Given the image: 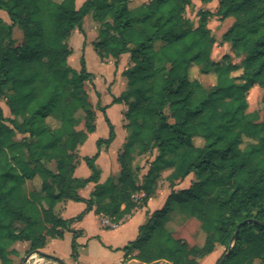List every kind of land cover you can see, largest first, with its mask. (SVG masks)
<instances>
[{
	"label": "trees",
	"instance_id": "obj_1",
	"mask_svg": "<svg viewBox=\"0 0 264 264\" xmlns=\"http://www.w3.org/2000/svg\"><path fill=\"white\" fill-rule=\"evenodd\" d=\"M75 2L0 0L11 23H0V96L4 86L10 90L9 119L0 108V264H13L15 243H28L29 254L44 249L49 239L62 240L70 224L92 209L119 223L146 206L161 180L168 186L164 204L146 213L136 238L121 249L123 263L199 264L216 246L225 248L224 256L232 244L223 264H264V119L257 122V112H247L254 86L263 92L264 104V0H217L214 13L198 11L196 26L185 17L192 0H148L134 8L131 0H84L78 8ZM86 16L98 25L92 42L98 60L117 63L128 54L130 64L121 74L126 88L111 102L126 106L128 136L117 157V178L104 183L96 160L115 137L104 108L108 135L95 142L93 156L82 158L90 176H74L76 150L96 130L84 88L92 78L84 55L79 70L66 65L70 35L83 33ZM212 16L232 19L220 44L241 58L238 65L228 55L211 58L216 39L207 20ZM14 26L22 31L20 46L13 44ZM192 67L214 75V84L205 89L190 80ZM195 138L201 146L194 145ZM244 140L250 143L242 148ZM153 151L139 180L135 161ZM190 175L189 186L175 191ZM35 178L39 190L27 187ZM89 183L94 190L85 200L77 192ZM67 201L86 208L63 220L54 209ZM173 205L199 223L201 246H189L168 231ZM244 221L249 223L238 228ZM76 239L72 232L74 261Z\"/></svg>",
	"mask_w": 264,
	"mask_h": 264
},
{
	"label": "rangeland",
	"instance_id": "obj_2",
	"mask_svg": "<svg viewBox=\"0 0 264 264\" xmlns=\"http://www.w3.org/2000/svg\"><path fill=\"white\" fill-rule=\"evenodd\" d=\"M59 1V0H55ZM192 6H190L185 13V17H187L189 20H191L194 25H197L198 22V11H215V7L213 4H205L201 3L196 0H192ZM137 1L132 0L130 4V8H134L137 5ZM76 8H78L79 3L75 4ZM232 22V19H227V21L224 24H219L218 19L216 17H210L207 20V26L210 27V30L212 31L216 43L213 46L212 52H211V58L213 60H219L223 55H228L230 57V61L232 64L238 65L241 61V58H236L234 55H232L229 51V47L225 44H220V34L221 32L226 31L228 24ZM0 23L4 27L11 26L10 21L8 20L6 14L3 11H0ZM226 27V28H225ZM85 32L80 33L77 30H74V32L71 33L70 38L68 40V44L71 48L72 54L67 60L66 65L79 70V59L82 55H84L85 61H86V70L91 73L95 74L96 78L90 79L89 82L85 83L84 88L88 94L89 102L91 104V108L93 111H95L96 115V132L94 134H90L87 137V140L85 141L83 147L76 150V153L78 157L80 155L91 157L96 152V146L95 141L99 138H106L108 134V128L106 123L104 122L103 113L98 111L101 101V95L106 94V88L111 86V80L112 77H115V73L118 70V62L115 63L114 60L107 59L104 61H98L97 56L95 52L92 49V42L95 41L97 33H98V25L94 23L90 17H87L85 24H84ZM224 29V30H223ZM11 37L13 40L14 46H20L23 42L22 37V31L19 29L18 26H14L11 29ZM127 58H129L127 56ZM129 60V59H128ZM130 64L125 65L124 62H122L120 69H124L125 67H128ZM189 79L190 80H196L198 81L203 88L207 89L210 86H212L215 82L214 75H200L195 67H192L189 71ZM126 88V83L124 85V88L122 91H124ZM3 94L0 96V108L2 110L3 116L6 119L10 118L9 111L6 107V98L10 94V90L8 86H4L2 88ZM201 98V94H198L196 97V100ZM247 103H248V113L257 112V122H260L264 119V104H263V92L256 86L253 87L248 95H247ZM119 107H114V109H110L107 111V117L112 123H119L121 119V113H120ZM80 116V115H79ZM54 125V124H53ZM77 129H82V125H79ZM22 137L20 135L16 136V140H21ZM195 146H201L202 140L195 138L193 140ZM250 141L244 140V143L242 145V148L249 144ZM104 147L102 146L101 149ZM155 155V151L144 155L142 157H139L135 161V166L138 167V174L137 177L140 180L141 177L145 174L147 171V168L149 167V163L153 160V157ZM172 155L168 153V158H170ZM148 166V167H147ZM53 168V166H52ZM167 172H164L163 176H165ZM111 176H109L110 178ZM193 178V177H192ZM188 182L184 181L181 185H179L178 189H183L185 187V184ZM178 185V184H177ZM29 189H36L39 190L40 188V180L38 178H35L31 182L28 183L27 186ZM159 194H167L168 193V186L167 183L164 180L159 181L158 189ZM138 196H135V199H138ZM175 209L173 212H171L170 220L167 221L166 228L168 231L173 233L175 238L183 239L185 240L189 246H201L204 240V234L200 230L199 223L195 219H184L181 217L178 210V206L174 205ZM174 211L176 212L174 214ZM178 212V213H177ZM102 226H105L102 222ZM108 233V236H111ZM182 236L181 238H179ZM76 248L78 249V245L76 244ZM93 247V245L91 246ZM48 249L52 254H54L55 257L61 259L65 264H72L73 259L70 258L71 254V237H67L65 240H58V241H49L48 243ZM23 255L21 257L16 258V256H12L13 264H56L51 260L44 259L37 255H32L29 257L26 261L25 258L28 255L27 250H22ZM215 254L212 257V260L207 259L205 261L200 260V264H217L218 260L223 256L225 252V248L221 246H216L214 250ZM89 256H94V252L91 251L87 252ZM52 256V255H51ZM15 257V259L13 258ZM204 260V259H203ZM208 262V263H207Z\"/></svg>",
	"mask_w": 264,
	"mask_h": 264
},
{
	"label": "crops",
	"instance_id": "obj_3",
	"mask_svg": "<svg viewBox=\"0 0 264 264\" xmlns=\"http://www.w3.org/2000/svg\"><path fill=\"white\" fill-rule=\"evenodd\" d=\"M83 1L84 0H76L75 4L79 3V6H80L83 3ZM135 1L138 2L136 6H139L143 3L148 2V0H135ZM196 1H199V0H196ZM199 2L205 3V4H213L215 7V11L217 9V3H218L217 0H211L210 2H202V1H199ZM214 12H211V13H214ZM87 17H90V16H86L83 20L82 30L84 32H85L84 24H85ZM213 17H216V16H213ZM216 18L218 19V17ZM226 21L227 20L219 21L218 19L219 24H224ZM231 23L228 24V27L231 25ZM207 27L208 29H210L209 26ZM222 33L223 32H221V34ZM158 46H159V43H156V47ZM127 56L129 57L128 54H125L120 57L118 61V70L115 73V77L114 78L112 77L111 86L107 87L106 94L105 95L102 94L100 97L101 101H100V106H99L98 111L104 108V114L107 117L108 110L114 109V107H119L121 108L120 109L121 119L119 123L117 124L112 123L109 120L113 127L115 137L112 143L107 148L101 149L100 155L98 159L96 160V166L101 172L99 183H104V181L109 176L113 178H117L118 173H119V165L117 162V157L128 136V131L124 128L126 122L123 117L126 111V106L124 104H113V105L111 104L112 99L117 98L123 92L122 90L124 88L126 80L124 77H122L121 74L127 67H125L124 69H120V66L122 62H124L125 65L129 64V60H128L129 58H127ZM92 75H93V78H96L95 74H92ZM95 127H96V124H95ZM102 139H105V138H102ZM83 145L80 146L79 149H81ZM83 157H86V156H83V155L79 156L78 164L76 165V168L74 170V176L76 178L84 179L90 176V171L88 170L84 161L82 160ZM192 177L193 176L190 175L184 180V181H187L188 179V182L185 184V187L183 189L189 186L190 182L193 180ZM184 181L176 185L174 187V190L175 191L181 190L178 188H179V185H181ZM93 190H94V184L89 183L83 189H79L77 193L81 198L87 200L89 199L90 194L93 192ZM167 194L165 193L159 194V191L157 190L155 196L148 200L145 207L135 209L130 215L126 216L119 223L112 225V227L102 226V222L104 221H107V224L109 225L111 224V222L106 217L97 215L94 212V209L86 213L80 220L74 221L73 223H71L69 226V231H66L64 233L62 240L67 239V237L69 236L71 237V240H72V232L77 233L76 244L78 245V249H77L78 259L76 261H72V264H139L136 261H129L127 263H123V252L121 251V249L127 243L133 241L136 238L138 227L141 226L146 220V213L151 214L153 211L158 210L162 207ZM137 196L140 198L142 195L139 194ZM174 207L175 206L173 205L171 212H173V210L175 209ZM85 208H86V205L83 202L67 201V202L58 203L55 206L54 210H55V213L59 216V218L63 220H69V219L75 218ZM171 212L168 215V221L170 220ZM175 213L176 212L174 211V214ZM178 214H180V212ZM181 217L184 218V216L182 215ZM108 233H112V234H109L111 236H108ZM181 237L182 236H180L179 238ZM52 240L58 241V239H49L44 249L40 250V252L54 256L55 253L52 254V252H50L48 249V243L49 241H52ZM92 245L93 247H91ZM12 248L17 252V256L19 258L23 255L22 250H25V251L28 250V243L18 242V243H15ZM91 249L94 252V256H89L87 254V252H90ZM214 254L215 252L203 258L204 260L202 259V263L203 261L207 259H210L211 261ZM13 258L15 259V257Z\"/></svg>",
	"mask_w": 264,
	"mask_h": 264
},
{
	"label": "water",
	"instance_id": "obj_4",
	"mask_svg": "<svg viewBox=\"0 0 264 264\" xmlns=\"http://www.w3.org/2000/svg\"><path fill=\"white\" fill-rule=\"evenodd\" d=\"M248 223H249L248 221H244V222H242V223H240V224L238 225V228H240L241 226H244V225H246V224H248ZM236 235H237V231H236V232L233 234V236H232V239H231V242H232V243L234 242V240H235V238H236ZM231 247H232V244L229 246V248H228L226 254H225V255L219 260V262H218L217 264H223V262H224L226 256H227V255L229 254V252H230ZM32 255H37V256H40V257H42V258H44V259L51 260V261H53V262L56 263V264H65L61 259H59V258H57V257H55V256H51V255H48V254H44V253H42V252H40V251H34V252L29 253V254L26 256L25 261H26L29 257H31Z\"/></svg>",
	"mask_w": 264,
	"mask_h": 264
},
{
	"label": "built area",
	"instance_id": "obj_5",
	"mask_svg": "<svg viewBox=\"0 0 264 264\" xmlns=\"http://www.w3.org/2000/svg\"><path fill=\"white\" fill-rule=\"evenodd\" d=\"M103 224L105 225L104 227H112V225H115V224H112V223L109 225V224H107V221H104Z\"/></svg>",
	"mask_w": 264,
	"mask_h": 264
}]
</instances>
